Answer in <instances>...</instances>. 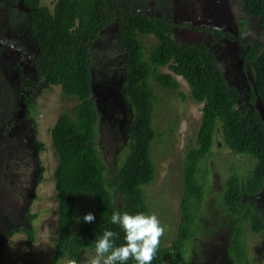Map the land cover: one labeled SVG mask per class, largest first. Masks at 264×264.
<instances>
[{
  "label": "trees",
  "instance_id": "1",
  "mask_svg": "<svg viewBox=\"0 0 264 264\" xmlns=\"http://www.w3.org/2000/svg\"><path fill=\"white\" fill-rule=\"evenodd\" d=\"M148 1L138 0L141 8L135 11L117 5L116 0H56L52 9L42 0H19L28 12L27 34L36 48L34 82L39 83L34 95L23 93V123L31 124L30 133L36 131L35 95L53 86H60L65 98L76 101L72 111L59 114L50 129L57 159L53 179L58 208L51 264L64 255L81 261L83 253L92 250L95 237L105 229L117 231L115 242L122 243L123 233L110 223L114 210L149 214L143 186L156 177L151 155V143L158 136L152 127L155 87L173 93L179 88L175 76L189 86V95L179 92L180 96L201 103L202 115L194 146L187 148L181 166L183 188L177 235L169 246L159 245L152 264H183L188 244L196 234L206 191L212 184L221 186L217 209L228 211V219L235 222L229 233L230 256L236 264H253L243 235L246 227L254 234H264V211L252 201V197L264 192V111L259 110L264 108V0L235 2L245 17L257 20L260 28V38L244 40L239 57L242 72L249 68L252 73V79H247L246 103L239 86L228 81L216 47L224 46L225 40L234 42L236 36L216 27L189 25L175 19L172 0H153L147 12ZM160 5L169 9L163 10ZM111 28L120 51L124 93L131 109L126 114L125 131L121 129L125 145L116 149L114 144L110 149L112 157L107 158L91 63L93 45ZM146 35L156 38L147 53L139 38ZM161 67L168 71L161 72ZM25 78L17 80L15 88L21 84L31 92L34 82ZM2 85L6 84L0 81ZM11 98L8 93L0 99V117L12 107ZM215 146L229 150L232 156L247 157L250 169L245 174L233 170L221 182L212 167L218 157L213 152ZM36 149L38 154L43 144L38 142ZM36 164L38 183L44 167L37 160ZM84 195L92 197L94 206L77 213V198ZM88 212L95 216L92 223L82 220ZM26 215L29 219L36 217L29 212ZM19 232L27 234L29 244L34 241L33 228L21 225L12 227L7 236Z\"/></svg>",
  "mask_w": 264,
  "mask_h": 264
},
{
  "label": "rangeland",
  "instance_id": "2",
  "mask_svg": "<svg viewBox=\"0 0 264 264\" xmlns=\"http://www.w3.org/2000/svg\"><path fill=\"white\" fill-rule=\"evenodd\" d=\"M55 1L42 0V3L52 9ZM116 1L117 5L127 6L135 11L141 8L138 0L132 3L129 0ZM170 2L172 16L175 19L189 25L216 27L237 36L234 42L225 40L224 46L216 45V47L224 62L223 69L228 81L238 85L243 91L241 99L244 101L248 87L247 79H252V73L249 68L246 73L242 72L239 57L245 46L244 40L260 38L257 20L249 18L245 21L246 17L235 5L236 0H172ZM166 6L160 5L163 10L169 9ZM146 11L149 12L147 9ZM28 19V12L21 7L19 0H0V43L12 44L17 52L20 54V51L22 54L25 52L26 57L33 62L36 48L33 38L27 34ZM22 35L25 39H22ZM114 35L112 28L105 30L104 35L95 42L91 63L94 97L100 112L101 138L108 151L107 158L112 157L110 149L114 144H117L116 149L125 145L126 140L124 143L121 141L125 137L123 132L126 126V114L131 109L124 93L120 51ZM139 38L146 53L156 43V38L152 35L139 36ZM15 59L7 49L2 50L0 47V81L6 84L0 86V99L8 93L12 96V107L6 109L8 113L5 112L0 117V131L7 123L12 124L7 135L0 137V264H51L57 238L58 208L53 179L57 159L52 147L50 129L59 114L72 111L76 101L65 98L60 86H53L52 89L35 95L33 117L36 131L30 133L31 124L28 125L25 120L24 124L23 116H18L21 109L22 89L15 88V82L22 75L34 82L37 71L24 64L22 74L18 73ZM160 71L167 72L168 69L161 67ZM175 79L179 82V88L173 93L155 87L156 100L152 127L158 136L151 143V155L156 167V177L151 183L143 186L149 213L156 214L164 227V235L160 239L161 246H169L177 235L180 220L179 200L183 188L181 166L187 148L194 146L202 115L201 103L182 98L179 94L181 92L186 96L189 95L187 83L181 77L175 76ZM38 85V82L32 84L31 95L35 94ZM38 142L43 144V149L35 154ZM213 152L218 157L212 162V167L219 173L221 182L225 181L231 171L245 174L251 167L247 157L232 156L229 150L221 146H215ZM36 160L44 167L42 180L38 183L35 182L39 171ZM210 186V193L204 198V211H207L205 206H209L210 195L215 194L212 192L213 185ZM252 198L253 203L264 211V192ZM93 206L90 195L78 197L76 212L79 213ZM26 212L35 214L36 217L29 219ZM17 225L33 228L34 241L31 244L28 243L25 232L7 236V232ZM45 228L50 229L52 233L51 240L47 244L43 243L47 235ZM243 237L248 249V259L253 264H264V235L254 234L246 227ZM195 243L198 244L199 240ZM90 254L91 251H85L81 262ZM191 257L192 253L188 250L182 260L183 264Z\"/></svg>",
  "mask_w": 264,
  "mask_h": 264
},
{
  "label": "clouds",
  "instance_id": "3",
  "mask_svg": "<svg viewBox=\"0 0 264 264\" xmlns=\"http://www.w3.org/2000/svg\"><path fill=\"white\" fill-rule=\"evenodd\" d=\"M13 56V55H12ZM243 101V100H242ZM243 103H246V94ZM260 112L264 111L263 106ZM82 220L85 223H92L95 220L93 213L88 212ZM110 223L123 233V242L117 244L115 241L118 232L112 229H105L102 234L95 237L91 254L83 262L69 257L61 256L56 264H128L133 261L134 264H152L156 252L160 245V239L164 235V227L159 218L154 213L137 212L130 214L128 211H113L110 217ZM224 243L227 245L229 240V229L225 230ZM47 233L43 243L50 242L52 236L51 230L45 228ZM218 255L215 260L219 261ZM209 259H205V264H216Z\"/></svg>",
  "mask_w": 264,
  "mask_h": 264
},
{
  "label": "flooded vegetation",
  "instance_id": "4",
  "mask_svg": "<svg viewBox=\"0 0 264 264\" xmlns=\"http://www.w3.org/2000/svg\"><path fill=\"white\" fill-rule=\"evenodd\" d=\"M148 2H152L151 5L153 6V3H154L153 0H149ZM148 5H149V3H147L146 9H148ZM151 8H150V10H151ZM249 18H251V17H246V19H249ZM5 46L8 47V52L9 53H11V52L13 53L15 51L17 53V55H18L17 59H15L16 60V64H17L16 71L18 73L22 74L21 70H22V66L24 64H25V66H30L31 68H34V65L36 64L35 63L36 52L34 53L35 54V57H34L35 59L32 62V61H30V59H28L26 57L25 52L22 54V51H20L21 52V54H20L19 52H17L14 49L16 47H14L12 44L9 45L7 42H5ZM6 49L7 48H2V50H6ZM23 55L25 57H23ZM24 78H25V75H22L21 78L17 79V80L19 81V80L24 79ZM25 79L28 80L27 78H25ZM32 84L33 83L31 82V85ZM18 88L22 89V94H21V97H20L21 98L20 99V106H21V100H22L23 93L25 92L26 95H29L30 92L24 90V88H22L21 84H20V87H18ZM18 116H19V112H18ZM6 125H8V126H6ZM6 125L4 126L2 131H0V137L1 138L5 137L7 135V133L9 132V130L12 128V126L9 127L10 123H7ZM4 130L7 131V132L4 133L3 132ZM219 187H221V186L213 185L212 192H214L215 194L213 196L210 195L211 196V200L208 202L209 206H205L207 211H204V208H203L201 210V214L202 215L198 216V218H197L196 234L193 237V242L188 244V250L191 251L192 257H191V259H187V263H185V264H205L204 261H205L206 258L211 260L214 263L216 261L215 260L216 252L213 251L212 249L208 248L209 249L208 250V249L205 248L206 245L208 244L209 239L211 237H213V235L216 234L217 232H219L220 230L229 229V233L230 234L232 233V228H234L233 226H235V222L232 221L231 219H228V217H229L228 211L224 212V210L222 208H219V210H218L216 205H215L216 200L220 198L219 194H218L219 190H220ZM209 189H210V187L207 189L206 194L210 193ZM194 240H195V242H197L199 240V243L198 244L194 243ZM228 245H227V242H225L224 245L222 246L223 250L221 251L222 254H220L221 259L219 261H216V264H236V261L234 260V258L230 256ZM263 246H264V243H263Z\"/></svg>",
  "mask_w": 264,
  "mask_h": 264
},
{
  "label": "water",
  "instance_id": "5",
  "mask_svg": "<svg viewBox=\"0 0 264 264\" xmlns=\"http://www.w3.org/2000/svg\"><path fill=\"white\" fill-rule=\"evenodd\" d=\"M151 4H152V2H149L148 9H147L148 11L152 7ZM0 47L7 48V51H8V47H6L4 44L0 43ZM10 54L13 55L17 59L18 55H17V53L15 51L13 53L11 52ZM23 109H24V104H21V109L19 111V116H23ZM225 234H226L225 230H220L219 232L214 234L213 237H211L209 239L208 244L205 247L206 249L209 248V249H212L213 251H215L216 255H218V259L220 258V254H222L221 251L223 250L222 246L224 245V240H225L224 236H225ZM227 241H228V239H227Z\"/></svg>",
  "mask_w": 264,
  "mask_h": 264
}]
</instances>
